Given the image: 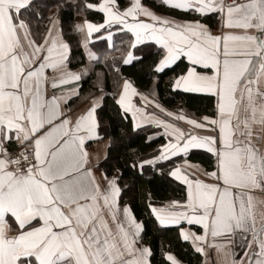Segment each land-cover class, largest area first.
Returning a JSON list of instances; mask_svg holds the SVG:
<instances>
[{
    "label": "snow or ice",
    "instance_id": "obj_1",
    "mask_svg": "<svg viewBox=\"0 0 264 264\" xmlns=\"http://www.w3.org/2000/svg\"><path fill=\"white\" fill-rule=\"evenodd\" d=\"M160 2L192 18L158 14L141 0H81L79 12L103 15L71 25L87 59L73 69L63 5L45 16L39 0H0V264H153L143 220L121 203L125 169L177 183L179 198L157 205L149 193L146 208L158 227L177 229L199 264H264V0ZM208 14L219 21L215 32L201 22ZM94 33L108 50L89 47ZM145 49L150 72L183 65L168 88L205 99L199 115L166 108L123 76ZM93 72L99 95H81ZM108 78L119 118L146 144L164 140L133 150L111 174L100 167L107 153L92 149L104 135L98 109ZM193 150L207 167L189 161ZM163 257L181 264L171 252Z\"/></svg>",
    "mask_w": 264,
    "mask_h": 264
},
{
    "label": "trees",
    "instance_id": "obj_2",
    "mask_svg": "<svg viewBox=\"0 0 264 264\" xmlns=\"http://www.w3.org/2000/svg\"><path fill=\"white\" fill-rule=\"evenodd\" d=\"M148 6L153 7L156 10H161V3L158 0H143ZM41 5L47 7H41V11L44 12L45 16L50 13H55L57 8L55 5L61 4L63 7L60 9V18L65 33V39L71 44V56L73 62L70 67L75 69L82 63H87V59L84 55L85 50L79 45V36L71 29V25L79 22L87 16V18L93 22L102 21V13L94 10H88L87 12H79L76 5L81 3V0H76L75 4L73 0H39ZM118 3L122 6H127L129 0H118ZM164 7V6H163ZM164 12H171L166 8ZM188 17H191L189 15ZM46 22V21H45ZM122 33L114 34L115 43L120 46V39ZM101 39L93 38L89 47L97 52H103L107 49V42L103 39V33ZM122 47V46H121ZM144 47V46H140ZM155 45H152V50H155ZM149 49H145V57L139 62H133L130 65H124L121 67V72L124 77L130 78L134 81L135 86L140 91L148 92L152 91L157 94L159 101L171 110H177L180 108L186 109L189 113L200 114L204 110L207 101L202 97L180 92H172L168 88V81L174 73L180 71V67L174 66L171 71H165L162 74H156L150 72V65L154 59V56L147 55ZM119 55V53H116ZM97 70H100L101 66H96ZM105 73L108 72L107 68H103ZM153 76L157 79L154 81ZM95 72L90 74L84 81L83 87L81 88V95L87 94L89 91L96 92L92 87L95 81ZM118 88L113 86L111 78L105 81V92L107 93L103 105L98 109L99 119L101 121L100 131L104 134L105 139L110 140L111 146L108 148V163L102 162L100 167L107 169L108 173L111 174L113 168L123 167L124 160L128 159L133 150L137 152L148 153L153 148L164 142L163 138L157 137L155 140L146 144L144 142L145 133L137 135L132 132L130 119L125 121L121 120L117 114V107L114 104L112 94L117 92ZM98 95L99 92H96ZM71 103H78L76 99L72 100ZM156 131V129H152ZM111 138V139H110ZM191 159H196L194 154L190 155ZM207 166L206 155L201 159ZM127 182L129 187L122 194L121 203L127 202L131 205L137 219L143 220L144 222V241L151 246L153 251V264H170L163 257V252H171L180 261L186 264H199L201 257L191 249L187 242H182L178 238V232L175 227L161 228L158 227L154 217L149 215V210L146 208L147 201L149 199L148 194L150 193V199L155 204L164 203L173 198H179L181 193L176 182H169V180L163 179L161 175L152 174V170L149 169L144 176H133L130 170H124V180L122 183Z\"/></svg>",
    "mask_w": 264,
    "mask_h": 264
},
{
    "label": "crops",
    "instance_id": "obj_3",
    "mask_svg": "<svg viewBox=\"0 0 264 264\" xmlns=\"http://www.w3.org/2000/svg\"><path fill=\"white\" fill-rule=\"evenodd\" d=\"M160 2V0H158ZM141 3L144 4L145 6H148L144 3L143 0H141ZM161 3V2H160ZM149 8H151L152 10H154L155 12H157L158 14H164V15H169V16H173L175 18H178V19H191L192 17H188L189 15L188 14H184V13H181L180 11L178 10H175V9H170L166 6H160L161 10H156L154 9L153 7L151 6H148ZM167 9L171 12H164L163 10L164 9ZM201 22L202 23H205L207 24L214 32L217 30V28L219 27V21L218 19L216 18L215 15L213 14H208L206 17H203L201 18ZM102 35V33H94L93 34V38L96 37L95 35ZM93 40V39H92ZM174 67V66H173ZM106 93V92H105ZM107 94V93H106ZM190 94V93H188ZM99 95V94H98ZM111 95V94H109ZM194 95V94H193ZM106 96V95H105ZM105 98V97H104ZM75 99V98H74ZM73 99V100H74ZM169 109V108H168ZM171 110V109H170ZM109 144H110V140L108 139H105L103 137V139L99 140L98 142H96L95 144L92 145V149L96 152H98L100 155H101V158H103L104 154L105 153H108V148H109ZM195 158L196 159H191L190 156L188 157L189 161L192 162V163H200L201 165L207 167L204 162L201 160L202 157L206 154H204L202 151H198V150H193V153ZM103 162V159H101V163ZM162 204V203H160ZM159 205V204H157ZM139 220V219H138ZM178 259V258H177ZM202 259V257H201ZM179 260V259H178ZM180 261V260H179ZM181 264H186L182 261H180Z\"/></svg>",
    "mask_w": 264,
    "mask_h": 264
},
{
    "label": "rangeland",
    "instance_id": "obj_4",
    "mask_svg": "<svg viewBox=\"0 0 264 264\" xmlns=\"http://www.w3.org/2000/svg\"><path fill=\"white\" fill-rule=\"evenodd\" d=\"M96 37L98 36V34L97 35H95Z\"/></svg>",
    "mask_w": 264,
    "mask_h": 264
}]
</instances>
